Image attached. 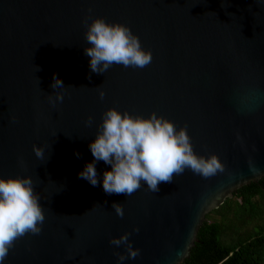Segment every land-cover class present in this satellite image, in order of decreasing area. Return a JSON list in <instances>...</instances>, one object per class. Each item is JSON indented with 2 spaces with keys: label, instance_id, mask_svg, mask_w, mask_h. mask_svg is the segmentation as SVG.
I'll return each instance as SVG.
<instances>
[{
  "label": "water",
  "instance_id": "water-1",
  "mask_svg": "<svg viewBox=\"0 0 264 264\" xmlns=\"http://www.w3.org/2000/svg\"><path fill=\"white\" fill-rule=\"evenodd\" d=\"M95 18L131 28L151 63L92 73L84 34ZM112 108L186 129L223 171L185 170L156 193L93 187L78 173ZM106 170L97 163L101 179ZM17 177L32 179L45 221L4 264H118L127 246L110 241L125 234L139 255L124 264H183L207 215L264 178V0H0V178Z\"/></svg>",
  "mask_w": 264,
  "mask_h": 264
},
{
  "label": "clouds",
  "instance_id": "clouds-1",
  "mask_svg": "<svg viewBox=\"0 0 264 264\" xmlns=\"http://www.w3.org/2000/svg\"><path fill=\"white\" fill-rule=\"evenodd\" d=\"M85 23V40L91 46L84 50V54L90 58L92 73L103 74L113 65L144 68L151 63V52L142 48L139 37L128 26L108 23L103 18L92 19L91 23L86 20ZM53 81V89H64L63 81L55 74ZM104 95L101 91L100 98L103 99ZM63 99V93L58 92L55 98L50 96V103L55 106ZM91 123L89 117L87 124L90 126ZM88 147L93 160L84 165L78 177L93 187L102 184L108 195L131 196L141 188L142 182L149 191L156 193L161 182L171 183L174 174L182 175L185 170L204 178L223 171V165L215 155L204 158L194 153L186 129L177 131L172 122L155 113L144 118L115 108L108 109ZM33 151L38 159H44L43 148L34 146ZM75 155L81 157L79 152ZM101 161L110 166V170L103 172L102 179L97 172V163ZM112 207L118 216L123 217L122 205L113 203ZM44 221V209L30 177L0 178V264H4L17 239L28 233L40 234ZM129 235L110 241L117 247L127 246V255L117 254L118 264L139 255V249H133L129 242Z\"/></svg>",
  "mask_w": 264,
  "mask_h": 264
},
{
  "label": "trees",
  "instance_id": "trees-1",
  "mask_svg": "<svg viewBox=\"0 0 264 264\" xmlns=\"http://www.w3.org/2000/svg\"><path fill=\"white\" fill-rule=\"evenodd\" d=\"M183 264H264V178L207 215Z\"/></svg>",
  "mask_w": 264,
  "mask_h": 264
}]
</instances>
